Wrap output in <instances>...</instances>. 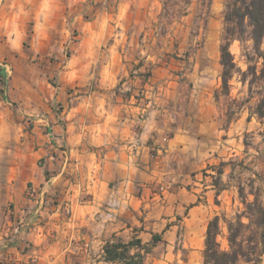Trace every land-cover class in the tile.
Listing matches in <instances>:
<instances>
[{
    "label": "rangeland",
    "instance_id": "rangeland-1",
    "mask_svg": "<svg viewBox=\"0 0 264 264\" xmlns=\"http://www.w3.org/2000/svg\"><path fill=\"white\" fill-rule=\"evenodd\" d=\"M227 2L192 0L181 16L172 17L164 10L173 12L178 0H0V264H45L41 242L17 238L20 219H14L16 207L4 187L33 186L30 178L37 167L50 164L52 177L60 175L62 186H68L61 201L27 189L39 219L44 208L54 205H62L72 219L73 189L86 186L82 176L92 183L109 151L142 153L145 145L163 176L154 184L165 188L159 187V193L172 191L167 186H195L202 201L211 179L205 182L199 171L235 160L236 171L233 165L226 169L234 188L217 208L227 220L245 210L239 180L245 186L256 180L264 191V123L254 114L256 98L224 130L231 101L248 98L249 88L236 74L231 97L219 102L214 97L221 85ZM251 45H231L242 71L248 68L245 52ZM50 115L67 133L46 153L40 126ZM145 131L148 139L142 137ZM83 193L79 204L85 201ZM222 226L219 240L227 249L223 221ZM68 249L50 253L54 264H84L75 247ZM176 249L171 264L189 258L190 264L204 263L203 250L191 252L178 243ZM164 250L160 245L149 264ZM98 256L88 260L98 264Z\"/></svg>",
    "mask_w": 264,
    "mask_h": 264
},
{
    "label": "crops",
    "instance_id": "crops-1",
    "mask_svg": "<svg viewBox=\"0 0 264 264\" xmlns=\"http://www.w3.org/2000/svg\"><path fill=\"white\" fill-rule=\"evenodd\" d=\"M42 121L40 130L47 145L44 150L48 153L49 144L62 140V135L67 131L62 129L60 120H55L52 115ZM148 134L145 131L142 137L148 139ZM146 146H143L142 153L135 154L123 149L119 152L109 151L105 155L99 178L92 183L86 174L83 175L81 181L86 186H75L73 189L75 214L72 219H68L62 205L44 208L42 219L37 218L36 202L27 195L30 187L46 193L47 200L61 201L64 198L68 186H62L60 175L52 177L50 164L34 168L30 178L33 186H4L16 207L14 219H20L17 238L41 242L47 250L42 257L45 264L56 263L50 256L54 249L61 248V253L65 254L70 246L75 247L73 251L84 264H96L88 260L96 252H99L98 264H118L106 261L104 256L105 245L114 238L124 243L141 239L144 244H150L154 235H161L162 241L154 247L152 254L159 250L160 245L165 250L163 256L156 258L152 264H171L177 256V243L191 252L204 251L208 224L219 215L217 208L222 196L234 188L231 177L225 171L223 181L227 189L219 196L213 186H206L205 201H199L195 186H167L172 191L167 190L161 194L159 187L165 188L154 184L163 176H160L162 173L156 170L155 162L146 153ZM88 161L89 166L92 160ZM219 164L210 163L207 167ZM204 169L199 174L202 175ZM193 181L196 183L197 178ZM82 189L85 201L79 204L76 200ZM160 198L162 202H159ZM159 206L163 209L162 214L158 212ZM39 220H42L43 225L38 227ZM33 226L37 227L33 229ZM49 235L53 236L50 242ZM138 251L137 248L132 249V253ZM150 256L146 264H149ZM190 263V258L184 261V264Z\"/></svg>",
    "mask_w": 264,
    "mask_h": 264
},
{
    "label": "trees",
    "instance_id": "trees-1",
    "mask_svg": "<svg viewBox=\"0 0 264 264\" xmlns=\"http://www.w3.org/2000/svg\"><path fill=\"white\" fill-rule=\"evenodd\" d=\"M177 9L165 14L172 17L181 16L183 7L189 6L192 0H178ZM182 4V5H181ZM185 15V14H184ZM224 35L221 45L220 64L222 66L221 85L215 92V99L219 102L223 97L230 98L233 80L236 74L241 76L243 85H248L249 97L243 100L233 99L228 108V126L239 119L243 106L256 98L254 114L264 123V0H228L224 11ZM251 41L250 48H246L248 68L242 71L230 48L233 42ZM262 60V65L259 62ZM235 108H232L234 107ZM233 165L236 171L239 166L235 160L221 162L219 165L208 166L202 171L204 179H211L210 185L216 189L219 196L227 189L223 181L226 168ZM238 192L245 210L236 217L227 220L225 216L217 215L208 224L203 264H262L264 257V191L255 186L256 180H251L250 186L238 182ZM249 187V190H247ZM253 196L252 201L249 197ZM199 201H202L199 198ZM218 203V200H217ZM244 218L248 223L244 222ZM222 221L228 230V248H222L219 237L223 234ZM162 241L161 235H154L150 244H144L141 239H133L129 243L114 238L104 247L105 260L118 264H146L147 258L153 253L154 247ZM139 249L132 253V249Z\"/></svg>",
    "mask_w": 264,
    "mask_h": 264
}]
</instances>
